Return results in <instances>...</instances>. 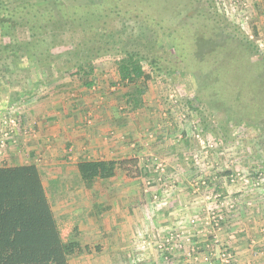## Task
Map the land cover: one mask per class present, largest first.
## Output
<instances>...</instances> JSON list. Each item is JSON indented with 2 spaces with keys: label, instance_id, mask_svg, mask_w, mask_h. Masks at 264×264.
<instances>
[{
  "label": "rangeland",
  "instance_id": "1",
  "mask_svg": "<svg viewBox=\"0 0 264 264\" xmlns=\"http://www.w3.org/2000/svg\"><path fill=\"white\" fill-rule=\"evenodd\" d=\"M24 1L50 8L49 0H0V4L14 5ZM62 1L76 5L101 2V0ZM138 1L140 4L143 3V6H147V3L153 7L161 20L162 15L170 10L171 3L175 2V0ZM188 1H197V6L194 5L201 16L199 19L194 17L191 23L188 17L182 20L179 15L183 10V3L186 4ZM260 1L258 5L246 0H179V5L174 6L167 18L174 19V27L186 24L191 30L192 36H185L189 41L181 44L182 53L186 54L191 63L188 61L184 64L178 63L169 74L156 71L143 63L144 72L151 77L146 95L144 94L145 99L151 105H156L154 118L161 121L162 127L160 130L162 137L158 139L162 142L161 148L150 154L148 150L146 156H142V167L148 169L150 166L151 173L156 179L155 184L158 187L163 185V192L156 190L151 200L157 202V205L178 201L182 207L185 205L183 202L200 201L201 206L193 210L186 208L182 213H185L184 216L188 212L195 213L189 221L190 225L194 226L202 221L204 215L209 225L207 232L210 234L220 232L227 222L225 217L235 211V218H239L238 223L242 231L249 233L255 240L251 252L256 264H264V15H262L264 12H261L264 11V0ZM254 12H261L262 16ZM191 13H187L188 16H192ZM128 18L129 21L124 19L125 23L117 18L109 22L110 30L116 35L114 45L121 44L122 39L124 48L137 46L142 50V46L144 48L147 46L148 49L155 51L163 50L176 62L170 37L153 21L146 23L149 20L146 21L143 17L135 18L132 13ZM136 21H139L138 24ZM176 32L178 30L172 37L173 44H177L184 35ZM29 33L25 28L10 30L7 25H3L0 29V47H10V43L15 42L18 50L17 44L30 40ZM131 37H136L137 41L126 42ZM62 39L66 43L51 52L55 56L62 53V57L54 56L52 72L50 71L47 78V74L40 66L25 57L18 63L15 61L16 69L18 67L25 69L19 73L16 80L19 86L11 87L0 77V124L3 119L6 120L5 117L15 118L20 128V121L23 119L19 112L27 110L29 102L41 97L35 91L44 86L48 89L56 86L62 77L71 76L78 84L85 86L84 82H80L74 76V68L56 73L55 68H64L60 66L61 63H66L62 60L69 59L64 53L73 51L74 45L81 39V34L76 30L71 35L67 29ZM245 46L250 48L246 49ZM144 51L143 49V53ZM213 54L217 56L210 57ZM117 59L118 54H106L95 58L93 76L85 81L92 83L91 87H97L95 81L101 78L99 69H103L102 73L107 75L106 79L109 82L107 88L114 87L115 91H122L125 103L124 93L130 91L132 87L124 86L118 75H113L117 73ZM217 61H220L218 66L213 64ZM244 69L248 72H243ZM91 87L88 88L92 89ZM199 96L201 100L197 108L191 107V101ZM145 99L142 97L143 102ZM169 154L181 156L179 161L174 162L179 164L178 177L175 178L171 177L168 171L171 163L163 160L164 156ZM188 170L193 176L184 181ZM43 181L48 188L56 186L54 184L48 186L46 177ZM181 181L197 182L198 188L194 190L185 187L182 191L173 188ZM49 190L47 189L48 196L53 194L52 192H58ZM63 209V204L57 203L53 205L52 212L57 216ZM210 238L213 236L210 235ZM81 250V254L86 252L85 249ZM222 250L233 256L232 264L237 263V255L232 247L227 245H220L215 257L210 255L211 263H219L218 257ZM81 254L69 259L72 260V264H75L74 259Z\"/></svg>",
  "mask_w": 264,
  "mask_h": 264
},
{
  "label": "crops",
  "instance_id": "2",
  "mask_svg": "<svg viewBox=\"0 0 264 264\" xmlns=\"http://www.w3.org/2000/svg\"><path fill=\"white\" fill-rule=\"evenodd\" d=\"M246 1L258 5L261 2ZM261 12L254 13L264 15ZM99 70L101 78L92 89L70 76L62 77L56 86L35 91L41 97L19 112L23 119L19 133L0 157V167L35 165L46 192L58 190L47 195L50 202L56 199L51 210L60 203L64 209L58 215L80 216L78 233L70 238L86 252L74 259L75 264H207L203 258L211 254L215 257L220 245L232 247L236 264H256L251 252L255 240L242 231L235 211L225 217L227 222L220 232L210 234L204 215L195 226L189 223L195 213L189 214L188 210L201 206L200 201H186L182 207L178 201L157 205L151 200L156 190L163 192V185L155 184L150 166L142 167V156L148 150V154L157 152L162 145L158 140L162 137L161 121L154 118L157 107L146 101L145 94L143 104L132 109L123 103L122 91L107 88V75ZM164 157L171 163L170 176L178 177L179 164L174 162L181 156ZM130 158L138 161V174L133 177L118 170L112 178L86 184L76 167L81 161ZM185 176L184 181L193 174L188 170ZM44 177L48 186H56L46 187ZM197 186V182L181 181L173 188L196 190ZM186 208L188 213L184 216L182 211ZM172 231L182 236V249H158L156 244ZM192 250L195 256L190 255Z\"/></svg>",
  "mask_w": 264,
  "mask_h": 264
},
{
  "label": "trees",
  "instance_id": "3",
  "mask_svg": "<svg viewBox=\"0 0 264 264\" xmlns=\"http://www.w3.org/2000/svg\"><path fill=\"white\" fill-rule=\"evenodd\" d=\"M49 2L48 9L27 1L14 5L0 4V29L7 25L10 30L25 28L30 32V40L17 44L18 50L15 42L10 43V47H0V77L11 87L19 86L16 80L19 73L25 70L15 67V61L18 63L22 57L40 66L47 74L46 78L49 76L50 71L52 72V59L62 57V53L55 56L51 52L65 42L62 36L67 33V29L71 35L78 30L81 39L74 45L73 51L64 53L70 60H62L66 63H61L60 66L64 68H55L56 73L74 68V76L84 82L86 87H91L92 83L85 80L93 76L94 59L106 54H118L116 71L121 84L132 87L124 93V102L132 109L142 105V97L151 80L150 75L144 72L143 63L156 71L169 74L178 63L190 62L186 54L182 53L181 44L189 41L185 36L191 35V30L186 24L174 27V19L167 18L174 6L179 5V0L171 3L168 13L162 15L163 20L159 19L153 7L146 2L147 6H143L138 0H101L98 4L85 5L66 4L62 0ZM194 4L197 6V1L183 3V10L179 14L182 20L188 17L191 23L194 17L201 18L198 15L200 11L196 10ZM189 12H192V16H188ZM131 13L135 18L149 20L146 23L153 21L170 37L176 62L163 50L155 51L147 46H142V50L137 46L124 48L122 39L121 44L114 45L116 35L110 30L109 22L117 18L125 23V20L129 21ZM176 30V33L184 35L177 44H173L172 37ZM136 39L131 37L126 42L130 40L135 43ZM143 49L146 52L143 53ZM213 64H220V61ZM243 72L247 73L248 70L244 69ZM27 75L28 73L25 76ZM200 100V96L193 99L191 107L197 108ZM76 167L80 179L86 184L94 179L112 178L118 170L126 172L130 177L138 174V161L133 158L120 161H81ZM55 200L52 198L50 202L35 165L0 167V264H68L72 256L81 254L79 243L69 239L78 233L80 216H55L51 210V203Z\"/></svg>",
  "mask_w": 264,
  "mask_h": 264
},
{
  "label": "built area",
  "instance_id": "4",
  "mask_svg": "<svg viewBox=\"0 0 264 264\" xmlns=\"http://www.w3.org/2000/svg\"><path fill=\"white\" fill-rule=\"evenodd\" d=\"M6 120L3 119V122L0 124V157L4 154L6 147L8 146V142L14 139L16 135L19 133V123L16 121L15 118H8L5 117ZM194 220L191 222L193 223ZM182 236L178 233H174L173 231L166 235L163 240L156 244V247L160 250H178L181 248ZM195 250L190 252V255H194ZM205 262L208 264H216L211 263L209 256H205L203 258ZM219 263L218 264H232L233 263V256L226 250H222L219 253L218 257Z\"/></svg>",
  "mask_w": 264,
  "mask_h": 264
}]
</instances>
